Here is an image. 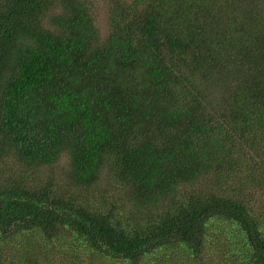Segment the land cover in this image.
Listing matches in <instances>:
<instances>
[{
    "label": "trees",
    "instance_id": "obj_1",
    "mask_svg": "<svg viewBox=\"0 0 264 264\" xmlns=\"http://www.w3.org/2000/svg\"><path fill=\"white\" fill-rule=\"evenodd\" d=\"M86 249L264 264V0H0V264Z\"/></svg>",
    "mask_w": 264,
    "mask_h": 264
},
{
    "label": "rangeland",
    "instance_id": "obj_2",
    "mask_svg": "<svg viewBox=\"0 0 264 264\" xmlns=\"http://www.w3.org/2000/svg\"><path fill=\"white\" fill-rule=\"evenodd\" d=\"M95 3V0H92ZM95 23L98 24V26H100V28L104 31L107 30L108 25H107V18H106V14L105 12H101L100 10H97V16L95 17ZM64 160L61 158V161H59V165L56 167H50L51 169H55L56 172H58V170L62 169ZM102 178H106L105 176V171H103L102 174ZM103 184H107L106 181H103ZM105 187V185H102L100 188ZM99 188V189H100ZM97 190V189H95ZM99 191V190H97ZM84 251H79L78 254V260H76L78 262V264H109V261H101L99 260L95 254H92L88 249ZM57 255H55L54 259L51 261H48L47 264H58L60 263V257H56ZM217 261H220L219 259H217Z\"/></svg>",
    "mask_w": 264,
    "mask_h": 264
}]
</instances>
